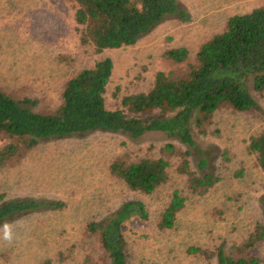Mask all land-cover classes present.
Segmentation results:
<instances>
[{
    "label": "rangeland",
    "instance_id": "obj_1",
    "mask_svg": "<svg viewBox=\"0 0 264 264\" xmlns=\"http://www.w3.org/2000/svg\"><path fill=\"white\" fill-rule=\"evenodd\" d=\"M177 1L189 21L166 17L134 44L96 53L78 40L71 1L0 0V88L32 98L40 111L54 108L67 77L109 56L114 61L106 105L113 108L122 94L147 90L157 70L175 68L164 50L183 46L193 55L228 16L264 0ZM62 56L71 59L66 62ZM250 92L256 107H221L210 133L195 137L196 148L210 163L207 170L220 179L203 195L189 194L170 230L157 229L155 222L171 190L183 187L184 179L173 168L167 182L150 195L129 190L109 171L119 155L155 153L154 146L169 140L161 132L134 138L99 128L53 136L40 140L21 161L0 166V192L7 199L64 202L61 210L41 208L0 220V264H42L48 258L49 264H83L85 257L92 264H108L96 238L88 237L84 227L92 220L105 222L131 198L145 202L149 218L132 216L123 223L128 264H210L188 253V246L227 249L256 221L264 223V170L246 148L248 138L264 127V89ZM191 162L197 170V157ZM255 252L264 264V242Z\"/></svg>",
    "mask_w": 264,
    "mask_h": 264
},
{
    "label": "trees",
    "instance_id": "obj_2",
    "mask_svg": "<svg viewBox=\"0 0 264 264\" xmlns=\"http://www.w3.org/2000/svg\"><path fill=\"white\" fill-rule=\"evenodd\" d=\"M69 1L80 44L91 46L96 53L134 44L166 17L190 20L177 0ZM163 55L175 68L157 70L147 90L122 94L113 108L106 105L114 61L109 56L67 77L54 108L40 111L32 98L14 96L0 88V166L21 161L40 140L53 136L99 128L122 131L134 138L161 132L169 140L154 146L155 153L137 158L119 155L109 171L129 190L150 195L167 182L173 168L184 179L183 187L171 190L155 222L159 230L173 229L189 194L203 195L220 179L207 170L210 163L196 148L195 137L210 133L213 116L221 107L237 111L256 107L250 90L264 89V1L228 16L221 29L202 41L193 55L183 46L167 48ZM61 59L68 62L71 58ZM246 148L264 170V127L248 138ZM193 156L197 157V170L192 167ZM221 157L227 161L226 152ZM63 207L62 200L7 199L0 192V220L41 208ZM132 216L149 218L142 199L125 200L105 222L86 223L85 234L96 238L108 264H128L123 223ZM263 242L264 223L256 221L227 249L190 245L186 251L210 264H262L255 249ZM50 262L48 258L42 264ZM83 264L92 262L85 257Z\"/></svg>",
    "mask_w": 264,
    "mask_h": 264
}]
</instances>
